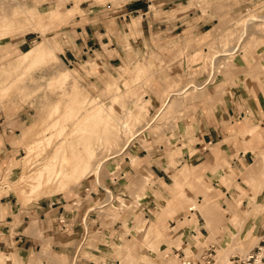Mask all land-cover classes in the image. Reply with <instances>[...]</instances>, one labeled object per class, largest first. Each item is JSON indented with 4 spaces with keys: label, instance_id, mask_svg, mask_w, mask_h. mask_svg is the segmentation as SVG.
Returning a JSON list of instances; mask_svg holds the SVG:
<instances>
[{
    "label": "rangeland",
    "instance_id": "rangeland-1",
    "mask_svg": "<svg viewBox=\"0 0 264 264\" xmlns=\"http://www.w3.org/2000/svg\"><path fill=\"white\" fill-rule=\"evenodd\" d=\"M130 1L0 0V199L23 207L98 191L91 207L108 230L98 238L103 264H166L171 251L189 255L198 243L215 245L217 264L251 253L264 264L256 249L264 248V116L249 132L221 125L226 146L252 151L239 167L223 151L205 178L177 157L182 149L192 158L189 127L229 95L251 89L264 99V0H139L131 26L142 33L122 35L115 65L102 68L97 48L86 63L63 62L73 16L86 19L80 7ZM202 24L200 34L189 30ZM161 146L171 160L159 189L141 157ZM209 207L215 222L206 224ZM196 221L207 237L194 243L187 231Z\"/></svg>",
    "mask_w": 264,
    "mask_h": 264
},
{
    "label": "crops",
    "instance_id": "crops-1",
    "mask_svg": "<svg viewBox=\"0 0 264 264\" xmlns=\"http://www.w3.org/2000/svg\"><path fill=\"white\" fill-rule=\"evenodd\" d=\"M50 1L54 4L55 0ZM77 7L79 8V6ZM142 7L139 0L126 2L117 9H106L96 5L87 8L80 7V11L86 19L84 18L85 20L82 21L77 15L73 16L74 29L69 33L72 40L67 43L68 48L64 49L68 59L64 57L63 62L68 66L71 63H86L88 51L93 54L94 51L90 49L97 48L99 50L97 54L100 56L98 64L102 68L108 69L111 65H115V61L120 60L121 50L124 47L122 35L128 36L129 40L132 38L130 34H134V30L138 27L136 25V28H132V20L139 16L136 14ZM107 15H110L109 19H103ZM179 26L173 28H179ZM166 28L167 26H165ZM173 28L171 30H174ZM204 28L202 24L189 30L200 34L205 31ZM136 30V34L139 36L142 31ZM149 30H151L150 27ZM178 31L184 30L178 29ZM78 56H80V60ZM210 111L212 110H205V112ZM263 116L264 99L262 100L255 91L248 89L247 92H244L243 89L237 94L229 95L224 99V106L219 113L214 115L203 113L195 125L189 127V135L185 138L184 143L189 145L192 158L189 156L190 153H183L182 149H179L177 157H182V160L190 163L193 168L202 166L204 170L200 173L205 178L209 174L206 169L212 167L214 159L223 151L229 156L227 158L231 165L239 167L250 160L249 153L252 151H242L243 147L238 145L237 141H230L229 147L226 146L222 136L224 127L221 125L235 121L234 124L239 132H249L250 128H254ZM0 142L2 144L1 158L4 154L2 152L4 141L1 136ZM187 147L185 146V149ZM236 148L239 149L234 157L233 151ZM166 155L163 146H161L160 149L152 150L151 148L141 157L142 159L148 157L146 161L148 162L149 175L159 189L169 184L165 169L167 170L168 160H171V157ZM155 160H158L157 164H154ZM237 184L241 191L249 193L240 179ZM97 192L94 193L88 189L85 193L75 195L76 197L74 196L69 201L63 198L48 199L23 207H16L10 201L0 199V260H4V264H103L105 259L98 238L102 240L104 233L107 234L108 230L102 217L91 207ZM244 196L248 197L249 194ZM73 202H76L75 205ZM246 202L247 199H242L240 203H244V206ZM192 227L187 231L192 240L203 238L204 235H206L205 238L207 237L205 227L198 221ZM90 235H94L97 240L92 241ZM90 240L91 242H88ZM207 245L212 246L215 251V245ZM56 258L60 260H56Z\"/></svg>",
    "mask_w": 264,
    "mask_h": 264
},
{
    "label": "built area",
    "instance_id": "built-area-1",
    "mask_svg": "<svg viewBox=\"0 0 264 264\" xmlns=\"http://www.w3.org/2000/svg\"><path fill=\"white\" fill-rule=\"evenodd\" d=\"M196 242L197 241H194V243ZM198 244L201 247H199L198 249H192L193 252H191V254L189 255L186 254L184 250L177 249L171 251L169 254L165 255V258L171 259V261L166 264H217L216 260L214 259V248L210 245H202L201 243ZM256 249L258 252L260 251V248L257 247ZM257 254L251 253L246 256L243 260H240L236 256H232L228 258V263L260 264L261 259L257 257Z\"/></svg>",
    "mask_w": 264,
    "mask_h": 264
},
{
    "label": "bare ground",
    "instance_id": "bare-ground-1",
    "mask_svg": "<svg viewBox=\"0 0 264 264\" xmlns=\"http://www.w3.org/2000/svg\"><path fill=\"white\" fill-rule=\"evenodd\" d=\"M251 20V18L249 19ZM264 23V22H263ZM262 25V24H261ZM262 29V28H260ZM264 30V29H263ZM227 61V60H226ZM212 207H209V208H205L203 211H201L203 213V219H204V222L207 224L211 219H212V214H213V218H214V213H212ZM214 212V211H213ZM213 220V219H212ZM214 221V220H213ZM212 222V221H211ZM215 222V221H214ZM206 226V225H205ZM208 229V228H207ZM218 232V231H217ZM216 233V232H215ZM259 247V246H258ZM264 248L260 247V250H263ZM261 254H257V257H260Z\"/></svg>",
    "mask_w": 264,
    "mask_h": 264
}]
</instances>
